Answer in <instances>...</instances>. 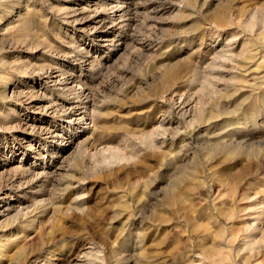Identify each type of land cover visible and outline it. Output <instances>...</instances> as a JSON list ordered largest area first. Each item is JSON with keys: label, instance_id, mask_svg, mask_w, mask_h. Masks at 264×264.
Masks as SVG:
<instances>
[{"label": "rangeland", "instance_id": "1", "mask_svg": "<svg viewBox=\"0 0 264 264\" xmlns=\"http://www.w3.org/2000/svg\"><path fill=\"white\" fill-rule=\"evenodd\" d=\"M0 244L264 264V0H0Z\"/></svg>", "mask_w": 264, "mask_h": 264}, {"label": "bare ground", "instance_id": "2", "mask_svg": "<svg viewBox=\"0 0 264 264\" xmlns=\"http://www.w3.org/2000/svg\"><path fill=\"white\" fill-rule=\"evenodd\" d=\"M104 42H107V40L105 39ZM80 88V86H79ZM71 89V88H70ZM82 90V87H81ZM222 133V132H221ZM220 137H222L223 139H227L230 138V135L228 133H224V134H220ZM199 140V139H198ZM201 144L204 146V143L206 142V140L204 138H201ZM223 141V140H222ZM199 142V141H198ZM7 245L8 244H0V255H2L4 253V251L7 249ZM6 258V257H5ZM17 258V257H16ZM21 261V260H20ZM17 262V261H16ZM19 262V261H18Z\"/></svg>", "mask_w": 264, "mask_h": 264}]
</instances>
